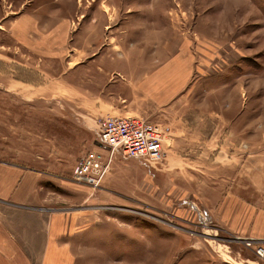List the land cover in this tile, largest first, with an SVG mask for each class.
Wrapping results in <instances>:
<instances>
[{
	"label": "rangeland",
	"instance_id": "rangeland-1",
	"mask_svg": "<svg viewBox=\"0 0 264 264\" xmlns=\"http://www.w3.org/2000/svg\"><path fill=\"white\" fill-rule=\"evenodd\" d=\"M257 13H264V0H0V160L40 174L36 207L60 228L50 247L20 243L9 253L0 243V256H15L0 264H264L243 240H264L263 228L227 226L222 181L203 177V163L177 164L172 142L159 161L106 154L111 162L97 187L75 174L85 154L100 149L93 140L114 115L112 96L145 95L155 65L220 72L245 60L264 64V52L236 38L238 23ZM14 79L51 98L13 96ZM213 85L183 91L181 113L193 102L200 107L196 133L207 123L204 110L236 106L235 99L221 101L225 85ZM259 88L251 95H264V83ZM170 112L157 115L175 135ZM27 120L37 126L34 140ZM44 124L51 129L46 137ZM195 138L199 156L204 142ZM256 203L262 207L264 197ZM11 219L0 218V225Z\"/></svg>",
	"mask_w": 264,
	"mask_h": 264
},
{
	"label": "crops",
	"instance_id": "crops-1",
	"mask_svg": "<svg viewBox=\"0 0 264 264\" xmlns=\"http://www.w3.org/2000/svg\"><path fill=\"white\" fill-rule=\"evenodd\" d=\"M238 25L241 28H237L236 32L239 35H236V38L240 41L237 39L233 41L250 42L252 44L250 51L264 52V13L242 19ZM245 61V65L220 72H207L202 68L190 71L188 67L181 69L179 66L168 71L169 68L162 66L163 69L155 65L154 73L147 82L144 81L145 95H113L111 111L116 116L138 115L153 122H169L160 119L157 114H163L166 107L170 106L173 121L170 122L174 125L175 135H172L169 143L172 142L173 154L178 156L177 164H190L193 161L208 165L205 166L203 177L210 180L219 178L222 181L221 194L226 197L221 198V219L227 222V226L237 228L236 230L263 228L261 233L264 234V203L262 207L256 203L264 197V95H251V93L257 94V91L259 93V85L261 82L264 83V77L262 81L260 80L261 75L264 76V64H260L258 60ZM121 66L118 64L117 67L125 71V66ZM215 81L225 85L226 88L224 91L222 87V92L219 93L221 101L228 98L235 99L236 106L226 109L221 106L215 113L204 110V115L208 116L207 123L200 124V130L196 133L193 125L199 119L200 107L193 102L192 106L189 104L186 111L181 113L180 108L188 96L185 97L183 91L186 86H189V94H192L197 86L198 89L213 88ZM21 83L15 79L11 81L12 93L17 94L13 96L23 100L38 98L45 101L51 98V94L41 95V91L23 89ZM235 85L236 89L233 88ZM211 95L214 94L209 93V97H212ZM183 97L185 99L182 100ZM16 109V107L11 108L12 116L17 115ZM28 121L26 130L33 133L34 140L37 126L34 122ZM12 125L14 127V124ZM41 128H43L41 133L43 137L50 134L51 129L48 126L44 124ZM194 137H196L194 141L204 142L202 152L199 150V156H195L192 152L194 148L196 149L195 142L192 143ZM96 139L93 141L97 146ZM195 157L197 160L194 159ZM174 163L176 164L175 158ZM216 167L220 170L218 177ZM39 179L40 174L33 172L28 166L0 160V218L10 220L13 218L11 212L17 217L11 219L9 226H5L4 223L0 225V243L11 247L9 253L17 249L13 245L20 243L33 245L43 243L50 247L53 231L60 229L49 212L46 213L36 207L39 203L37 197L41 195L43 189L37 186ZM9 200L15 207L11 209L7 207L10 206ZM16 229H21L24 236L17 238V235H14L17 233ZM4 250L6 251L5 248ZM27 257L29 256L26 255ZM13 258L15 256L2 254L0 261Z\"/></svg>",
	"mask_w": 264,
	"mask_h": 264
},
{
	"label": "built area",
	"instance_id": "built-area-1",
	"mask_svg": "<svg viewBox=\"0 0 264 264\" xmlns=\"http://www.w3.org/2000/svg\"><path fill=\"white\" fill-rule=\"evenodd\" d=\"M171 136L170 124L166 122H153L139 116H111L104 121L97 137L100 149L88 151L75 169V174L83 182L97 187L102 183L111 162V157L107 158L106 154L120 152L132 158L159 161ZM243 240L264 260V240Z\"/></svg>",
	"mask_w": 264,
	"mask_h": 264
}]
</instances>
